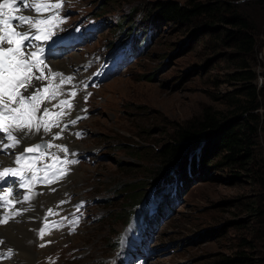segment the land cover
<instances>
[{
  "label": "rangeland",
  "instance_id": "1",
  "mask_svg": "<svg viewBox=\"0 0 264 264\" xmlns=\"http://www.w3.org/2000/svg\"><path fill=\"white\" fill-rule=\"evenodd\" d=\"M147 1L62 0L63 22L53 32L71 38L43 46L51 69L73 77L60 88L77 92L73 116L63 118L68 127L53 143L67 146L68 158L77 163L67 166L70 171L58 183L32 189L33 200L40 199L34 217H26L29 211L17 217V224H31V264H241L236 259L241 250L254 264H264V223L254 209L264 206V89L257 98L260 121L247 168L212 162L191 167L181 184L169 177L157 187L152 172L161 164L155 149L175 140L188 119L202 116L205 108H226L227 94L243 84L232 74L252 71L251 82L264 84V4L243 3L257 44L252 53L229 58L227 49H214L208 30L172 22L149 25ZM241 58L247 67L236 66ZM72 119L77 123H68ZM189 148L187 154L197 152ZM52 152L63 156L56 148ZM172 167H166L169 176ZM78 204L83 206L76 212ZM49 208L59 213L49 223L60 220L62 226L46 230L52 235L41 239ZM2 214L0 219L13 218ZM73 215L80 217L78 225L68 223ZM7 223L0 225L2 251L17 245V229Z\"/></svg>",
  "mask_w": 264,
  "mask_h": 264
},
{
  "label": "snow or ice",
  "instance_id": "2",
  "mask_svg": "<svg viewBox=\"0 0 264 264\" xmlns=\"http://www.w3.org/2000/svg\"><path fill=\"white\" fill-rule=\"evenodd\" d=\"M61 8L62 0L55 3L51 0H0V154L9 156L7 162H0V208L13 206V218L23 217L32 209L31 201L37 195L32 189L36 185L58 183L70 171L67 166L77 163L68 158L67 146L53 143L62 138L68 127L63 118L71 114L77 96L75 89L60 91L62 85L71 84L73 77L53 71L46 63L43 44L60 38L53 29L63 22L58 16ZM57 77L59 84L53 85ZM61 95L68 98L59 99ZM53 101L58 103L53 104ZM68 123L74 125L77 120ZM56 128L59 131L53 133ZM42 134L50 135V139L26 143L33 136L43 140ZM53 148L63 156L52 152ZM63 203L65 201H60ZM82 206L78 204L75 211L79 212ZM54 215L59 213L47 209L44 225L39 229L41 239L46 230L62 226L60 220L49 223V217ZM79 221L80 217L75 215L68 219L72 225H78ZM7 222L0 219V225ZM3 244L4 240L0 239V245ZM13 254V249L9 248L7 253L0 251V258H10Z\"/></svg>",
  "mask_w": 264,
  "mask_h": 264
},
{
  "label": "trees",
  "instance_id": "3",
  "mask_svg": "<svg viewBox=\"0 0 264 264\" xmlns=\"http://www.w3.org/2000/svg\"><path fill=\"white\" fill-rule=\"evenodd\" d=\"M149 25L157 26L172 22L179 25L208 30V40L214 49H227L229 58L239 53L250 54L257 44V31L253 19L243 9V3L253 2L259 6L264 0H149ZM236 66L247 67L244 58L234 60ZM233 78L242 80L241 86L231 90L224 110L210 111L205 108L202 116L188 119L176 131V139L168 141L155 149L161 164L153 169L157 177L155 187L162 185L164 179L180 181L191 173V167H209L213 162L238 164L247 168L253 156V144L258 134L260 116L256 112L258 95L263 92L264 84L257 86L255 73L238 71ZM264 121V120H263ZM197 148V152L187 154L186 147ZM183 149H185L183 151ZM189 152V151H188ZM193 156V157H192ZM176 165L174 174H167V165ZM181 177V178H178ZM177 185V184H176ZM161 187V186H160ZM166 187V186H165ZM143 199V198H142ZM254 209L264 223V206ZM237 261L241 264H254V259L240 251ZM236 261V262H237Z\"/></svg>",
  "mask_w": 264,
  "mask_h": 264
},
{
  "label": "bare ground",
  "instance_id": "4",
  "mask_svg": "<svg viewBox=\"0 0 264 264\" xmlns=\"http://www.w3.org/2000/svg\"><path fill=\"white\" fill-rule=\"evenodd\" d=\"M32 14H35L34 12L32 13ZM48 44V43H47ZM47 46H49V44L47 45ZM47 46H44L45 47V50H46V53H45V57L47 56V55H49L48 54V52H47ZM57 46V45H56ZM53 53H55V51L53 50L50 54H53ZM47 59V58H46ZM46 63H48L47 61H46ZM49 64V66H50V68H53V67H51V64L50 63H48ZM54 65V64H53ZM54 67H58L57 66V64H56V66H54ZM56 70V69H55ZM61 73V72H60ZM55 80H56V78H55ZM53 82V81H52ZM57 82V81H56ZM54 83V82H53ZM54 85V84H53ZM53 104H56V101H53L52 102ZM51 107V106H50ZM71 115L72 114H70V117H71ZM73 116V115H72ZM67 117V116H66ZM70 117H69V119H70ZM57 129V128H56ZM55 129V130H56ZM42 135H44V134H42ZM48 137V136H47ZM38 138H40L39 136H33L29 141H27L26 143H30V142H32V141H36ZM49 138V137H48ZM47 138V139H48ZM39 140V139H38ZM37 140V141H38ZM9 160V156L7 155V154H0V162H7ZM72 167V166H71ZM40 175V174H39ZM68 177V176H67ZM52 185V184H51ZM64 187V186H63ZM70 187V186H69ZM42 188V187H41ZM64 189H67V188H64ZM63 189V190H64ZM36 191V190H35ZM41 194V193H40ZM39 194V195H40ZM47 195V194H46ZM37 196V195H36ZM41 196V195H40ZM42 196H44V195H42ZM47 197V196H46ZM50 197V196H49ZM31 205H32V209L28 212V216L26 215V217L29 219V218H32V217H34L33 216V214H34V210H33V205H34V203H40V199L39 198H37L35 201L33 200V202L31 201ZM58 204V203H57ZM38 206V205H37ZM40 207H41V205H39ZM39 206H38V208H39ZM17 207V206H16ZM0 212H2L4 215L6 214V213H9V216L11 217V212H12V206H11V208H6V207H4V208H0ZM40 213V212H39ZM2 214V215H3ZM26 214V213H25ZM3 215V216H4ZM41 215V214H40ZM7 216L8 215H5V217L7 218ZM38 216V215H37ZM1 218V217H0ZM36 218V217H35ZM42 218V217H41ZM19 219H20V217H19ZM37 219H39V218H37ZM9 220V219H8ZM32 220V219H31ZM10 223L14 226V227H16V229H17V232L16 233H14V236L17 238V245H15V246H7V248H2L3 249V252L5 253V251L6 250H8L9 248H12L14 251H15V254H13L14 256H12L13 257V259H14V261H13V259L11 260V261H6L4 258H1V259H3V260H1L0 259V264H31L32 263V261L34 260V257H35V255H34V253H35V250L32 248V246L30 245V242L32 241V239H34V237H32V230L30 231V225L31 224H29V223H26V222H24L25 224H22V225H20V224H17V221H19V220H17V217H15V218H10ZM40 221V220H39ZM19 223V222H18ZM40 223V222H39ZM8 224V223H7ZM41 224V223H40ZM38 225V224H37ZM38 227V226H37ZM33 230H34V228H33ZM34 232V231H33ZM37 232V231H36ZM52 232H50V234H49V232H46V234H45V236H44V238L45 239H47V238H50V235H52L51 234ZM54 233V232H53ZM41 238V237H40ZM37 239V238H36ZM35 241V239L33 240V242ZM38 241V240H37ZM35 244V243H34ZM0 251H2V250H0ZM10 260V259H9Z\"/></svg>",
  "mask_w": 264,
  "mask_h": 264
},
{
  "label": "water",
  "instance_id": "5",
  "mask_svg": "<svg viewBox=\"0 0 264 264\" xmlns=\"http://www.w3.org/2000/svg\"><path fill=\"white\" fill-rule=\"evenodd\" d=\"M42 143V142H41Z\"/></svg>",
  "mask_w": 264,
  "mask_h": 264
}]
</instances>
